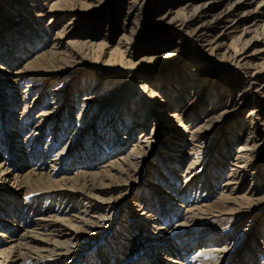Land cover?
I'll list each match as a JSON object with an SVG mask.
<instances>
[{"label":"bare ground","instance_id":"6f19581e","mask_svg":"<svg viewBox=\"0 0 264 264\" xmlns=\"http://www.w3.org/2000/svg\"><path fill=\"white\" fill-rule=\"evenodd\" d=\"M92 1L56 0L50 5L51 10L55 13L50 17V21H62L56 32V43L52 44L50 48L44 49L46 41L42 34H38L36 41L21 38L18 41L14 40V47L12 45L4 47L5 52L13 56L10 58V63H17L22 59L23 65L12 71H6V68L2 70L3 68L0 67V116L3 114L0 119L4 120L2 123L4 122L6 126L0 130V264H69L73 260L71 257L77 252L76 247H79L86 237L96 234L101 225L112 216L111 210L120 200V196L113 195L115 191H119L116 186L138 177L141 165L147 158L146 150L159 141L157 131L163 135H173L179 139V142L176 147H167L166 145L165 157H162L163 161L160 165L161 171L155 176L156 182H150L148 187L164 193L166 191L162 187L165 186L159 183L165 176H170L171 185L168 190H171V195H168V200L157 203L161 205L159 208H150L147 211L146 205L150 200V195L142 194L136 197L130 193L132 197L129 202L127 219L130 217L132 219H129V224L123 221L121 231L127 230V227H135L134 230L137 232H145L147 228H150L151 232V237L148 239L151 245L150 252L139 253L140 257H137L134 264H161L164 261H168V264H220L226 259L227 240L218 237L215 231H206L201 234L190 232L191 220L197 218V213H203L206 210L203 208L206 204L202 202L201 205L189 207L188 203L183 200V191L191 186L194 188L196 186L195 182L199 173L195 171L196 166L194 165L200 157L197 154L199 145L211 143L214 128L218 122H226L243 106L250 105L245 111L242 124L237 125L232 122L227 128L229 135L225 132L220 134V141L228 138V144L223 151L227 155L229 147L232 146L231 142L234 141L236 144L234 157L230 161V175L223 179L218 199L230 205L227 211L224 210L223 214L226 215L240 213L246 208L253 210L264 201V193L252 197L255 193L252 191L253 194H249L248 192V188L251 190L259 188L258 181L261 177V170L253 161L257 152H260L264 145V81L256 93L244 92L247 84L256 81L264 69V66L257 68L252 57L246 56L249 46L259 42L258 45H264V19L262 21L260 19L263 16L264 0H202L197 3L193 0H184L179 5L177 0H165V3L171 2L173 5L166 15L171 19L169 21L178 18L181 20L182 26L190 28L191 36L189 37L194 44L193 50L197 57L205 55L199 46L204 47L200 43L207 41L210 53L218 52L216 55L232 59L243 66L245 77L242 82L237 84L239 88L236 96L229 94L225 103L215 87H207L210 88L208 108L204 109L203 117H200L202 107L197 108L196 111H193L195 108L189 111L186 103H183L184 79L179 78V82L173 84L164 78H155V82L158 83H153L151 78L156 76L152 77L144 73L142 76L149 79L150 82L142 80L139 86L145 92V99L140 98L146 105L142 104L140 98V102L136 105L133 104L132 107L128 105L127 101L121 99L107 105L104 108L107 111L106 114H103V111L102 116H99L93 126H91L89 118L83 129L78 128L84 132L89 127L90 132L89 137L86 138L88 141L82 149L73 150L74 145L70 146L74 134L70 135L69 140L64 144H60L54 151L52 150L48 157L50 149L59 143L64 134L63 122L60 119L62 109L60 110L58 105L55 107L45 105L40 97L42 95L38 96V94L31 97L32 100L29 104L26 101L27 94L36 90L41 81L49 80L41 74L59 70L65 73L68 64L76 62L78 59L82 60L92 56L109 59L119 55L120 60L130 61L134 48L128 40L134 39L140 20L145 15L143 12L145 0H128L127 9L122 14L121 24L118 25L121 26V32L118 34L120 36L115 43L109 44L105 37L116 28L110 18L105 24L104 32L100 35V41L93 42L89 38L84 40L68 38L66 41L68 51L60 52L59 48L63 43L57 42V40L62 39L64 34H68V28L74 23L75 18H72V12L76 10V7L88 9L91 7ZM175 2L176 4H174ZM21 3L29 5L23 0ZM254 4L256 6L253 7ZM127 14H129L128 17ZM89 18L99 19L100 17L92 18L90 16ZM89 23L91 24L90 29L93 30L95 24ZM19 34V36H23L22 32ZM226 38H230L228 43L224 42ZM179 44L178 41H172L171 45L161 54L158 55L153 51L144 55V58L147 62L167 58L180 50ZM39 46L42 47L39 48ZM32 49L35 50L32 52ZM197 62L195 63L193 60L192 67H190L193 82L189 90L195 88L194 93L198 90L199 80L201 82L200 74L203 75L202 72H205L206 69L203 61L197 60ZM41 77L44 79L41 80ZM23 78L30 79L26 89L20 90V93L12 92L15 85L19 83L18 81ZM50 80L54 82L53 78ZM57 85L50 91H55ZM96 86L92 90L88 89V93H84L82 99L85 101H82L75 116L78 123L88 104H94L92 106L95 108L96 102H98L97 94L100 88ZM231 87L233 85L229 82L227 92H231ZM192 96L190 95V99ZM53 98H55L54 103L58 100L62 103L64 98L63 104L67 109L70 107L71 103L66 100L68 99L67 95L53 94ZM155 99H159L160 103H154ZM35 102H38L35 105L37 108L39 105L44 106H40L32 115L33 105L31 104ZM217 107L220 108L218 112L216 111ZM165 108L169 109L167 118H164V122H160L159 114L163 115L162 112ZM17 109L19 110L16 111ZM15 113L18 115L17 117ZM183 118H189L190 123L185 124L182 121ZM125 119L128 124L124 123ZM256 120H260V123L255 122ZM78 123L75 128L69 131L70 134L79 126ZM148 123L152 124L149 133L145 129ZM155 124L159 127L156 128ZM238 127L243 129L244 135L242 134L241 137L238 136L239 133L238 135L234 133ZM136 130H138L137 139L131 141L123 151L116 153L126 145ZM77 132L76 137L79 139L80 132ZM185 133L188 135L187 139H183L181 136ZM120 137L124 139L121 141ZM181 143L189 144L187 151L189 154H193L194 160L185 161V168L182 169V172L176 173L175 166L179 160L175 156L178 157L176 152L179 150L178 147H181ZM72 150L74 152L71 153ZM105 156L107 157L101 161L102 163L97 165V161ZM197 157L198 159H196ZM219 158L223 157L219 156ZM45 160H48L49 163L47 164V161L44 163ZM29 163L31 164L25 168ZM247 165L252 166L251 171L254 176L251 178L247 177L248 169L245 168ZM72 166L74 167L71 168ZM70 168L73 169L71 173L68 171ZM206 183L211 185V181L210 183L206 181ZM7 185L8 188L2 189L1 186ZM24 187L33 188L38 193L37 195L43 199L46 195V197H53L56 204L59 202V205L45 208L46 203H44L32 209V205H34L32 202L26 211L19 210L21 204L18 201V194ZM205 190L208 189L204 187L203 191L205 192ZM105 192H108L109 196H105ZM155 194L160 197H154V202L162 196L161 193ZM40 197L38 200H41ZM170 199L171 201H169ZM73 200L76 201L75 204H70V201ZM176 201H179L177 205H170ZM27 203L28 201H25L23 206H26ZM177 206L185 209V214L179 215ZM31 211L36 212L33 213V217H29ZM137 220L140 221L139 224ZM169 223L170 226L171 223L181 224L184 228L179 234H172ZM124 224L127 225L126 228ZM134 233L132 232V235ZM179 237L182 243L177 246L175 240ZM257 237L259 234L254 235L255 239L251 243L252 249L258 248L257 251L260 254L257 256L262 254L259 264H264V245H256L257 241L261 240ZM120 246L126 247V250L129 251V246L126 243H122ZM192 247L194 249L191 250ZM100 255L102 257L100 264H113L106 260L107 254L102 250ZM255 259L256 257L253 256L239 257L236 264H254Z\"/></svg>","mask_w":264,"mask_h":264},{"label":"rangeland","instance_id":"374dc122","mask_svg":"<svg viewBox=\"0 0 264 264\" xmlns=\"http://www.w3.org/2000/svg\"><path fill=\"white\" fill-rule=\"evenodd\" d=\"M23 1L28 2L29 5H24L23 3H21L22 0H4L2 2L0 0V67L3 68L2 70L6 68V71H12L14 70V68L17 69L18 67L23 65L22 59L17 63H10V58H13V56L12 54H8L7 52H5L4 47H10V45L14 47V40L16 41L17 39L18 41L21 38H24L28 39L29 41H36L38 40V34H42V37H44L46 41L44 49L47 47L50 48L52 44L56 43V32L59 29L58 27L62 23V21H50V17L55 14L51 10L50 5L56 0ZM99 1L100 0H93L91 7H89L88 9H86L85 7H76V10L72 12V18H75V21H73L74 23L68 28V34H64L62 39L57 40V42L60 41L61 43H63V45L61 44L62 46H60L59 48L60 52L66 53L68 51L69 48L66 47V41L68 40V38H78L80 40L89 38L93 42L100 41V35L102 32H104L103 29L106 26L105 24L110 18H112L113 25H115L116 28L114 27L115 29L112 30L111 34L105 37H107V41L109 44L115 43L118 36H120L118 34H120L121 32V26L118 25L121 24L122 14L127 9L126 7L128 4V0H102V2L100 3ZM183 1L184 0H177L176 2L179 5V3H183ZM198 1L200 2L202 0H193V2L196 3ZM176 2L174 4H176ZM172 6L173 5L171 2L165 3V0H145V7L143 9L145 15H143L140 20L141 22L134 35V39L128 40L134 48L131 52L132 56L130 57V61L120 60L119 55H115V57L109 59H107L106 57L101 59L95 58L94 56L85 57V59H78V61H74L71 64H68L65 73L59 70L51 72L52 75H50V72L41 74L46 76V78H48L49 80L46 79L47 81L45 82L41 81L36 90H33L32 92H29V94H27L26 101L30 104L32 100L31 97L37 96L38 94V96L42 95L40 97L42 101H44L45 105L48 104L52 107H55L56 105L60 106V110L62 109L60 119L63 122L64 127L62 128L64 131L62 139L54 148L52 147L50 149L49 153L47 154L48 157L49 154L52 153V150L54 151L57 147H59L60 144H64V142L69 140L68 137L74 134L75 135L72 138L70 146L74 145L73 150L82 149V147H84L86 142L88 141L86 140V138L89 137L88 134L90 132L89 127L84 132L82 130H78V128L83 129L85 123L89 120V118L91 126H93V124L96 123L103 111V114H106L107 111L104 108H106L107 105L113 104L114 102L121 99L123 101H127L128 105L132 107L133 104L136 105L140 102V100H142V98L140 97H143L144 100L145 92L140 89L139 85L142 80L150 82L149 79L142 76L144 75V73L152 77L156 76L151 78V82L153 83H158L155 82V78H164L167 82L173 84L179 82V78L184 79L183 82L185 83V88L183 89V91L185 93L183 97V103H186V107L189 108V111H192L194 108L195 110L193 111H196L197 108L202 107L203 109H201L200 117H203L204 109L206 110L208 108L210 88L207 87H215L221 94L222 99L225 101V103L227 102L226 99L229 94L230 96H236L238 94L239 87H237V84L242 82L245 77V69L243 68V66L241 64H237L232 59L216 55L218 52L210 53V51L208 50L207 41H201L202 43H200V45H204L205 49L204 47L199 46V48L205 55H199L197 57V55L194 54L193 50L194 44L190 41L191 38L189 37L191 36L190 28L182 26L181 20H179L178 18H176L174 21H169L171 19L166 16ZM254 6H256V4H254L253 7ZM262 15L263 16L260 18L261 21L262 19H264V10L262 11ZM90 16L92 18H100L91 19L89 18ZM128 16L129 14H127V17ZM89 22H93V25L95 24V26L93 27L95 29H93L94 31L90 29L91 24ZM20 32L23 33V36H19ZM172 41H178L180 43L179 47L181 48L179 51L177 50L176 53L174 52L167 58H159L155 61L150 62H147L145 60L144 55L150 54V52L153 51H155L159 55L163 50L171 45ZM229 41L230 38H226L224 42L228 43ZM259 43L249 46L246 55L248 57H252L253 63L257 68H261L262 66H264V45H258ZM40 47L42 46H39V48ZM153 48L156 49L154 50ZM35 49H32V52ZM125 59H127V57H125ZM193 60L195 63H198L197 60L203 61L206 68L205 72H202L203 75L200 74L201 82L200 80L198 82V84L200 83L197 86L198 93H196L197 91L194 93L193 90L195 88L189 90L193 82V77L190 72V67H192L191 62ZM132 72H134L135 74H133ZM51 77L54 79V82H51ZM40 79L42 80L44 78L41 77ZM29 81V78L21 79L20 81H18L19 83L15 85V88L12 92L20 93V90H25L26 85L29 83ZM263 81L264 69L262 70L259 78L256 81L247 84L244 92L256 93ZM229 82L233 85V87H231V92H227V85H229ZM41 84H44V86H41ZM55 85H57V87H55V91H50L51 88H53ZM95 86L100 88H98L99 93L97 94L99 96L98 102H96L95 108H93L94 106H92L94 104H88V106L84 109L82 119L79 120L78 123L75 119V116L77 115L78 107L81 106L82 101H85L82 99L84 93H88V89L92 90V88ZM53 94L61 96L67 95L68 99L66 100L71 103L70 107H68L67 109L66 105L63 104V101L65 100L64 98L62 99V103L59 100L58 102L56 101L54 103L53 100L55 98H53ZM190 95H193L191 99ZM143 100L141 101L142 104L146 105V103H143ZM157 102L160 103L159 99H155L154 103ZM36 104H38V102L31 104L33 105V111L31 113L32 115L35 114L36 110L40 106H44L39 105V107L37 108L35 106ZM249 106H243V108H241L239 112L231 115L229 119L226 120V122H218L215 125V131L211 143L199 145L197 154L200 155V157L198 162L194 165L196 166L195 171L199 173V176L195 182L196 186L195 188L191 186L183 191V200L188 203L189 207L191 205L192 207L197 204L201 205L202 202L206 204L205 206H203V208H205L206 210L203 213H197V218L191 220L192 223L190 224V232L193 234H201L206 231H215L218 237L227 240L226 259H224V261L220 264H236L239 260V257L246 258L252 256L256 257V259L254 260V264H259V261L262 257V254L257 256L258 254H260V252L257 251L258 248H254L253 250V245L251 243L255 239L254 235L259 234V237L257 238H260L261 240H258L256 245H264V201L258 204L256 208L254 207L253 210L252 208H246L243 209L240 213L226 215L223 213L227 211L230 205L228 203L219 201L220 199H218V194L220 192L223 179L230 175V161H232V157H234L236 144L234 141L231 142L232 146L229 147V152L227 155L223 151H225L226 148L224 147L226 146V144H228V138L220 141V134H224L225 132V134L229 135L227 128L230 124H232V122L233 124L237 125L240 123L242 124L241 121L245 117V111L247 110V108H249ZM219 109L220 108L217 107L216 111L218 112ZM18 110L19 109H17L16 111ZM168 110L169 109L165 108L162 112L163 115L159 114L160 122H164V118H167L166 115L168 114ZM15 116L17 117L18 115L15 113ZM2 120L3 119H0V130H3L6 127L5 123H2ZM189 120V118L182 119V121L187 125L190 123ZM25 122L28 121L25 120ZM126 122L127 121L125 119L124 123L128 124ZM255 122L260 123V120H256ZM76 123H78L79 126L74 130V132L72 131V134H70L69 131L76 127ZM151 125V123H148L145 127L148 133L150 132ZM155 127L158 128L159 126L155 124ZM77 131L80 132L79 139L76 137V134H78ZM137 132L138 130H136L133 136L129 138V141L126 143V145L116 153L123 151L131 141L136 140ZM234 133L237 135L239 133V137L244 135L243 129H239V127L237 128V130H235ZM181 136L183 137V139H187L188 137L186 133L184 135L182 134ZM157 137L159 139L158 143H156L157 145L154 144L150 149L146 150L147 158L141 165L138 177L123 184L119 183L120 186L115 184L117 185L116 189H118L119 191H115L113 195L120 196V200L116 202L118 203L115 204L116 207L112 208V216L108 219L109 221H105V223L101 225V228H99L96 234L86 237L85 241L80 243L79 247H76L77 252L73 254V257H71L73 258V260H71L69 264H100L99 262L102 260V257L100 255L101 250L105 252V254H107L106 260L111 261L113 264H134L137 257H140L139 253L146 254L150 252L151 245L149 244L148 240L151 237V232L149 231L150 228H147V231L145 232H137L134 230L135 227L126 228L127 225L124 224L127 230L122 232L121 226H123V221L129 224L130 220L132 219V217L129 218L130 220L127 219V217L129 216V202L132 197V193L136 197L142 194L150 195V200L148 201L149 204L147 203L146 205L147 211L150 210V208H159L161 205L157 203H162L164 202V200H168V195H171V190H168V187L171 185L170 176H165L162 179L161 183H159L165 186L162 187L166 191L164 193L160 190L150 188L148 187V185H150V182L152 181L156 182L155 176L161 171L160 165L163 161L162 157H165L164 151L166 150V145L167 147H176L179 139L170 134L163 135L162 133H160V131H157ZM119 139L122 141V139L124 138L120 137ZM160 143L162 144L160 145ZM188 146L189 144L186 145L185 143H181V147H178L179 150H177L176 152V155L178 157L175 156V158L179 160L176 163L177 165L175 166L176 173L182 172V169L185 168V161H188L190 159L194 160V158L192 157L193 154H189L187 151ZM262 148L263 149L260 152H257V156L253 161L256 162L258 168H260L261 177L258 181V189L251 190L250 188H248L249 194H253V192L255 193L254 195H252V197L256 195L259 196L264 193V145ZM73 150L71 151V153L74 152ZM219 156L223 158L220 159ZM106 157L107 156L98 160L97 165H99V163ZM196 159H198V157ZM46 161L48 164V160H45L44 163ZM30 164L31 163L27 164L25 168ZM73 167L74 166H72L71 168ZM71 168L70 170H68L69 173H71V171L73 170H71ZM245 168L248 169V178L254 176V173H252L251 171L252 166L249 167L247 165ZM212 178L213 180H211ZM206 181H208L209 183L211 181V185H208ZM1 187L2 189H6L8 188V185ZM204 187L208 189L207 191L205 190V192L203 191ZM155 193H161L162 196L158 201L155 200L154 202V197L157 198L159 196ZM37 194L38 193L31 187H24L23 189H21L18 194V201L21 204H19V210H23V212L26 211V209L32 202V204H34L32 205V209H34V207H36L37 205L39 206L40 204L44 203H46L44 206L45 208L51 206L57 207L59 205V202L56 204V200H54L53 197H46V195L43 199ZM104 195L109 196V193L105 192ZM39 197L41 198V200H38ZM25 201H28V203L26 204V206H23ZM169 201H171V199ZM75 202L76 201L74 200L70 201V204H75ZM177 203H179V201L169 204H173L174 206L175 204L177 205ZM178 207L179 206H177V208ZM178 210L179 215L182 216L183 214H185V209L179 207ZM32 211L29 213V217H33V213H36L35 211ZM139 223L140 221L138 222V224ZM169 227L171 228L172 234H179L184 228V226H182L181 224L175 225L173 223H171V226L169 223ZM120 232L122 234H119ZM132 232L135 233L132 235ZM120 236L123 237L121 238ZM179 239L180 237L175 240L176 243H174L176 245L182 243V240ZM124 242L129 246H127L129 251L126 250V247L122 248V246H120L122 243L125 244ZM192 249L194 248L192 247L191 250ZM163 263L168 264V261H164Z\"/></svg>","mask_w":264,"mask_h":264}]
</instances>
